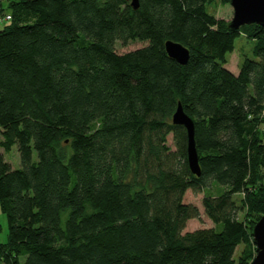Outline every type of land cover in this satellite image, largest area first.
<instances>
[{
	"label": "trees",
	"instance_id": "obj_1",
	"mask_svg": "<svg viewBox=\"0 0 264 264\" xmlns=\"http://www.w3.org/2000/svg\"><path fill=\"white\" fill-rule=\"evenodd\" d=\"M215 1L8 0L7 13L0 1V22L10 16L0 30V148L20 155L15 168L0 153V264L253 261L264 26L231 29L207 11ZM242 35L255 59L234 73L227 54ZM169 41L189 50L186 65L168 56ZM179 105L195 125L200 176L187 129L173 124ZM212 183L224 187L202 200L214 226L187 230L201 212L186 194Z\"/></svg>",
	"mask_w": 264,
	"mask_h": 264
},
{
	"label": "water",
	"instance_id": "obj_2",
	"mask_svg": "<svg viewBox=\"0 0 264 264\" xmlns=\"http://www.w3.org/2000/svg\"><path fill=\"white\" fill-rule=\"evenodd\" d=\"M134 9L139 8V0H130ZM234 9V18L229 27L238 30L246 25L264 26V0H231ZM166 52L170 58L184 66L189 60V50L180 43L169 41L166 43ZM173 124L184 126L188 132V161L193 174L200 176L201 168L195 143V125L193 120L179 105L173 116ZM256 256L250 264H264V216L256 224L253 230Z\"/></svg>",
	"mask_w": 264,
	"mask_h": 264
},
{
	"label": "rangeland",
	"instance_id": "obj_3",
	"mask_svg": "<svg viewBox=\"0 0 264 264\" xmlns=\"http://www.w3.org/2000/svg\"><path fill=\"white\" fill-rule=\"evenodd\" d=\"M3 2V6L6 9V13L8 12V0H0ZM207 11L216 16L218 19L224 20L226 22H231L234 18V9L231 4L224 3L221 0H216L213 3H210L207 5ZM9 24V21H3L0 22V30H2L6 25ZM255 46V42L253 40L248 39L246 35H242L236 39L235 42V50L233 53L227 54V59L229 61L228 63V69L234 73H238L240 71V64L243 62L245 58L249 59H255V55L253 53V49ZM264 117V115H263ZM263 132H264V124H263ZM170 144H172V140L170 139ZM0 153L4 154V158L7 162H10L15 168L20 167V155L17 150V147L14 148V150L9 153L5 154L0 148ZM34 158H36V153H34ZM221 189H224L221 185L217 183H212L208 188H206L202 193H194L192 191H189L186 194V200L188 202H192L196 204L200 208L201 216L197 220H192L188 223L187 230H195L199 228H210L213 227L214 224L212 221L205 215L203 206H202V200L204 198V194H210V195H217L218 192H220ZM242 196L236 195L234 199L239 200ZM240 217L243 219L244 213H241ZM0 243H4L8 239V224H7V218L4 214H2L0 210ZM243 248V245H240V247L237 250L236 258L241 253V250Z\"/></svg>",
	"mask_w": 264,
	"mask_h": 264
},
{
	"label": "built area",
	"instance_id": "obj_4",
	"mask_svg": "<svg viewBox=\"0 0 264 264\" xmlns=\"http://www.w3.org/2000/svg\"><path fill=\"white\" fill-rule=\"evenodd\" d=\"M1 11H3V7H2L1 4H0V12H1ZM5 19H6V20H9V19H10V16L6 15V18H5ZM1 20H2V19H1ZM1 20H0V21H1Z\"/></svg>",
	"mask_w": 264,
	"mask_h": 264
}]
</instances>
